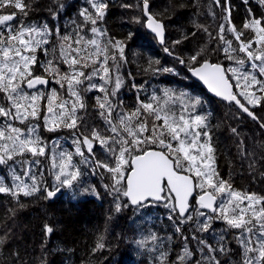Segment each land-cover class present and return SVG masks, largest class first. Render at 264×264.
<instances>
[{
    "label": "snow or ice",
    "instance_id": "6c2138e0",
    "mask_svg": "<svg viewBox=\"0 0 264 264\" xmlns=\"http://www.w3.org/2000/svg\"><path fill=\"white\" fill-rule=\"evenodd\" d=\"M53 3L55 10L49 7L48 12L55 18L65 5L61 0H53ZM86 3L88 7L79 10L82 24L76 27L81 32L86 28L92 36L86 38L78 32L74 38L70 34L60 36L59 27L50 28L47 22L39 25L27 22L32 7L28 0H0V93L7 102H0V118H4L0 122V165L8 166L12 177L9 184L0 175V193L10 195L18 203L21 196L33 197L38 193H42L43 199H51L62 189L74 190L75 196V188L83 176L80 165L87 164L93 172L104 169L110 174L111 183L103 187L113 195L116 212L129 205L145 208L162 204L169 210V219L175 217L174 227L181 234L183 246L174 259L169 258L171 252L160 250L158 264H221L219 257L233 252L224 236L229 229L236 230L232 235L239 248L238 259L231 264H264V194L235 189L229 180L220 176L210 113L197 112L201 105L199 98L170 89H164L162 95L153 92L144 100L138 96L134 109L125 110L117 93L125 83L119 68L120 62H127L124 54L127 44L108 37L107 29L102 27L109 12V0H86ZM244 3L247 4L248 0ZM258 3L264 6V0H258ZM212 4L220 6L223 13L215 37L207 26L198 23L197 18L202 15L200 0L170 5L172 9L177 6L192 8L190 23L195 29L172 41V48L190 36H196L197 32L206 33L209 40L204 46L195 50L187 60L177 59L186 66L192 65L190 71L216 96L234 103L243 113L259 121L252 109L264 106V11L257 16L249 8L247 19L238 29L232 23L229 0H224L223 4L221 0H212ZM121 7L138 9L140 15L133 16L131 21L142 23L162 45L165 43V13L169 8L153 12L151 0H137L135 4ZM207 10L215 17L211 5ZM245 30L251 35L242 39ZM228 34L233 39H229ZM54 35L60 36L59 57L70 70L64 74L53 60L41 65L37 57L38 51L48 54V49L42 46L49 44V38ZM134 36L135 33L129 32L125 40L131 41ZM233 40L237 42L236 47H233ZM212 41L216 43L209 48ZM110 49L115 51L110 54ZM164 51L173 54L167 46ZM216 51L222 52L227 60L235 61L236 66L225 68L207 58ZM55 52L53 48V59L56 58ZM246 64H250L251 71L245 70ZM37 65L43 69L44 75L35 74L34 66ZM147 65L146 71L154 75L175 73L174 68L161 65L158 59L149 58ZM88 68L91 71L86 73L84 69ZM97 77L100 83L95 82ZM50 81L64 88L68 98H61L56 88L45 92L38 87L49 85ZM132 86L143 88V85ZM26 89L35 91L30 93ZM94 89L103 94L94 97V106L103 118L104 130L88 128L78 116L80 110L87 108L83 94ZM177 102L180 104L178 109L175 107ZM149 117L159 123L150 127ZM16 121L23 127L16 126ZM41 122L47 132H57L61 128L79 132L84 127L87 133H73L74 151H57L59 145L54 143L49 169L53 176L52 185L44 180L43 171L38 176L33 170L41 163L40 157L49 158L48 142L40 135ZM260 127L264 129V123ZM231 131L236 133L235 128ZM146 145H159V150ZM97 146L104 152V159L97 158ZM258 146L264 150V143ZM238 151L242 156L252 157L249 167L254 168L257 162L255 153H246L243 141L238 145ZM26 153L36 159H20ZM75 157L80 160L76 161ZM259 161L264 163V155ZM17 166L21 172H17ZM198 189L200 191L194 197ZM83 192L99 196L94 186L84 188ZM123 198L126 201L122 203ZM19 206L25 205L21 203ZM200 217L205 218L203 223H200ZM215 221L226 225L215 246L193 233L191 239L197 241V247L195 250L190 248L189 237L182 234V225L194 222L199 232H207ZM54 230L53 226L44 225L46 236ZM149 239L156 242L158 237L152 234ZM144 243V240L137 241L138 245ZM5 244L6 237H0V248ZM106 248L105 237L101 234L92 251Z\"/></svg>",
    "mask_w": 264,
    "mask_h": 264
},
{
    "label": "trees",
    "instance_id": "16d2710c",
    "mask_svg": "<svg viewBox=\"0 0 264 264\" xmlns=\"http://www.w3.org/2000/svg\"><path fill=\"white\" fill-rule=\"evenodd\" d=\"M31 10L26 18L27 22H35L38 25L47 22L50 28L59 27L60 36L70 34L74 38L79 32L86 38H91L92 34L85 28L82 32L77 25L82 24L79 10L88 7L86 0H61L65 8L60 14L53 18L48 12L51 7L55 10L56 5L53 0H28ZM191 0H151L153 12H162L165 8L169 11L165 13L166 23V44L161 46L154 36L146 31L145 26L131 21L133 16L140 15L138 9L123 8V4H135L137 0H109V12L102 22V27L107 29V36L113 40L125 41V56L127 62H120V74L124 78V86L118 91L117 99L123 101L125 110H133L137 105V97L144 100L150 98L153 92L162 95L164 89L174 90L177 93L184 91L190 96L199 98L201 105L197 112L209 114V123L212 125L213 145L216 148V166L220 176L229 180L233 188L247 192L264 194V163L259 161V157L264 155V150L259 148V144L264 143V129L260 127L264 123V106L252 109L259 121L253 120L244 114L233 103L219 101L209 96L198 82L192 80L189 69L192 65L186 66L179 62L177 57L184 58L190 56L195 50L204 46L209 40L206 33L197 32L196 36L184 41L181 45L172 48V41L180 39L183 33L195 31L190 23L192 18V8H170V5L188 4ZM224 0H221V4ZM200 12L198 23L208 27L209 32L215 37L218 26L222 22L223 15L221 7L212 4V0H200ZM232 10V23L240 29L241 25L248 17V9L257 16L264 11V6L258 0H229ZM211 5L216 13L213 17L207 10ZM11 9H8L10 11ZM18 11V10H17ZM75 22V23H74ZM227 27V25H226ZM129 32L135 33L131 41L125 38ZM251 35L245 30V37ZM60 36H53L50 43L43 45L42 48L48 49V54L43 51L37 52L40 64H45L48 60L62 65V72H69V67L59 61ZM229 39L233 37L228 34ZM216 41L209 44V48L214 47ZM75 46V45H74ZM169 47L172 55L166 54L164 47ZM237 42L233 40V47ZM256 45H254V48ZM55 48V59H53L52 49ZM115 51L110 49L111 52ZM238 55L243 56V53ZM158 59L161 65L174 68L175 73L153 74L147 69L148 59ZM212 62H218L225 66H236L235 61L225 58V55L216 51L207 57ZM119 61V57H118ZM111 66V61H110ZM245 70L251 71L250 64L244 66ZM86 73L91 69H84ZM35 74L44 75L40 65L34 66ZM130 74V75H129ZM231 78V74H229ZM95 82L100 83L99 78H94ZM234 79V78H233ZM143 85V88L133 87ZM111 87V85H109ZM60 95L64 88L59 85L56 87ZM239 91V89H235ZM98 90L94 89L85 96L87 108L80 110L78 116L82 123L88 128L95 127L104 130L103 118L99 116L94 101L95 96H102ZM3 94L0 93V102L3 101ZM243 102V101H242ZM178 109L179 102L175 105ZM44 113H42L43 115ZM115 115V113H114ZM4 118H0V122ZM19 122V121H16ZM16 126L23 127L19 122ZM33 121L32 123H35ZM149 126L155 122L151 117L148 118ZM236 129V133L231 131ZM60 130H67L61 128ZM76 131V130H75ZM85 132V128L79 132ZM66 133L47 132L41 122L40 135L48 142L49 158L40 157L41 163L34 166V172L39 176L44 173V180L53 184V176L49 174L51 165L50 155L54 143L59 145L57 151H74L72 143L75 136L73 131ZM86 134V132H85ZM103 134V132H102ZM65 141V142H64ZM243 141L246 153H255L257 162L254 168H250L252 162L250 155H241L238 145ZM145 147L159 149V145H146ZM88 155L87 153H85ZM98 159H104V152L97 155ZM20 159H36L31 154L26 153ZM79 161V157H75ZM83 176L78 186L75 188V196L72 189H62L61 192L51 199H43L42 193L33 197H20L19 203L15 198L8 194L0 193V237H6V244L0 248V264H158L159 251L171 252L170 259H174L179 254L184 241L181 234L176 232L174 227L175 217L169 219V210L162 204L150 205L145 208H134L129 205L122 211L116 212L114 208L115 199L109 194L103 185L110 184V174L104 169L96 172L91 170L87 164L80 165ZM17 172H21L19 166ZM0 175L4 176L6 182L11 184L12 177L8 166L0 165ZM27 180L28 178L25 177ZM95 187L99 196L90 192H83L84 188ZM200 190H197V193ZM126 198L122 199V203ZM25 205L20 207V204ZM201 211H205L201 209ZM204 217H200V223L204 222ZM49 224L54 227V232L46 236L44 225ZM226 225L222 221H215L212 228L207 232H199L196 223L188 222L182 225L183 236H188V245L195 250L197 241L191 239L193 233L199 238L206 240L215 246V241ZM236 230L229 229L224 232L227 246L233 250L229 255L220 256L221 264H231L238 259L239 248L233 239L232 233ZM103 234L107 248L93 252V248L98 237ZM155 234L158 237L153 242L149 237ZM144 240L143 245H138L137 241ZM199 253L197 258H199Z\"/></svg>",
    "mask_w": 264,
    "mask_h": 264
},
{
    "label": "water",
    "instance_id": "95a60500",
    "mask_svg": "<svg viewBox=\"0 0 264 264\" xmlns=\"http://www.w3.org/2000/svg\"><path fill=\"white\" fill-rule=\"evenodd\" d=\"M145 28H146V27H145ZM146 31L154 36V34L151 33V31H150L149 29L146 28ZM157 41H158V39H157ZM158 43H159L161 46H165V44H166V34H165V43H164L163 45H162L159 41H158ZM166 54H168V53H166ZM214 63H218V62H214ZM189 74H190L192 80H194L195 82H198V83L200 84V86L206 91V93H207L209 96L213 97V98L216 99V100L224 101L222 98L216 96L215 93L211 92V90L207 87V85L204 84V82H203L202 80H200L199 77L195 76V75L190 71V69H189ZM38 87H39V88H44L45 91H47V90L49 89V87H50V83H49V85L38 86ZM234 90H235V89H234ZM28 91H35V89L28 90ZM224 102H226V103H230V102H228V101H224ZM230 104H231V103H230ZM233 104H234V103H233ZM236 106H237V105H236ZM237 108H238V106H237ZM241 111H242V110H241ZM244 114H246V113H244ZM246 115H247V114H246ZM155 150H159V149H155ZM58 194H59V193H58ZM58 194H57V195H58ZM193 195H194V197H196V196H197V192L194 193ZM133 207L136 208L135 206H133ZM204 210H205V209H204ZM205 211H208V210H205Z\"/></svg>",
    "mask_w": 264,
    "mask_h": 264
},
{
    "label": "flooded vegetation",
    "instance_id": "af4514ba",
    "mask_svg": "<svg viewBox=\"0 0 264 264\" xmlns=\"http://www.w3.org/2000/svg\"><path fill=\"white\" fill-rule=\"evenodd\" d=\"M57 85L58 84H56L54 81H50V87H49V89L50 88H56L57 87ZM42 90H44L45 91V89L44 88H41ZM48 89V90H49ZM27 90V89H26ZM47 90V91H48ZM28 91V90H27ZM47 91H45V92H47ZM30 93L31 92H34V91H29ZM84 96H86L87 95V93L86 94H83ZM61 96V98H68L67 97V94H66V92H65V90H64V92L60 95ZM16 123H19V122H16ZM82 128V127H81ZM73 131L72 129H67V130H58L57 132H55V133H66V134H68L67 133V131ZM84 132V131H83ZM79 134V132H77V135Z\"/></svg>",
    "mask_w": 264,
    "mask_h": 264
},
{
    "label": "rangeland",
    "instance_id": "374dc122",
    "mask_svg": "<svg viewBox=\"0 0 264 264\" xmlns=\"http://www.w3.org/2000/svg\"><path fill=\"white\" fill-rule=\"evenodd\" d=\"M257 47V46H256ZM59 61L62 62V59H60ZM60 70H61V74H64L65 72H62V65L60 66ZM76 132L75 130H73V133ZM77 134V132H76ZM87 134V133H86ZM65 142V141H64ZM97 155H99L100 153H102L103 151L99 148V146L96 147L95 149ZM87 153V152H86ZM27 178V177H26Z\"/></svg>",
    "mask_w": 264,
    "mask_h": 264
}]
</instances>
